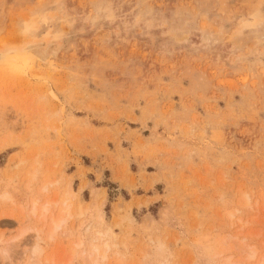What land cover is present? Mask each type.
I'll return each mask as SVG.
<instances>
[{"label": "rangeland", "instance_id": "1", "mask_svg": "<svg viewBox=\"0 0 264 264\" xmlns=\"http://www.w3.org/2000/svg\"><path fill=\"white\" fill-rule=\"evenodd\" d=\"M27 46L0 65V264L264 262V0H0V50Z\"/></svg>", "mask_w": 264, "mask_h": 264}, {"label": "bare ground", "instance_id": "2", "mask_svg": "<svg viewBox=\"0 0 264 264\" xmlns=\"http://www.w3.org/2000/svg\"><path fill=\"white\" fill-rule=\"evenodd\" d=\"M33 50H35L34 53H32ZM45 52L46 51H44V50L43 51H39V50L34 49V47H30L29 48L28 46L25 49H23V50H15V49H13V50L12 49L11 50H6V51H1L0 50V65H4V64H7V63L8 64L13 63V61H15L18 58L24 59L29 64H30V61L35 62V63H40V62L45 61V59L43 58V55L45 54ZM67 193H68V191H67ZM68 195H70V193ZM2 198H7V197L2 196ZM34 205H35V202H33L32 207H31V215L32 216H34L36 214V211L39 212V210H40V209L37 210V208H35ZM48 205H49L48 202L46 204H42V206H41V213H40V217L41 218H43L45 216L44 215V212H46L45 214L47 216L48 212L50 211L51 208ZM62 211L64 212V214H63V212H61V214L57 218H54V219L51 220V224H50V234L51 235L54 234L55 231H57L58 229H60V228L62 229L63 226H64V223H65L66 218L68 216H70V214H68L69 213V209L67 207H64ZM100 215L102 216V214H100ZM16 220H17V218H16ZM80 244H78V245H80ZM102 246H103V244H102ZM105 247L107 248V245L106 244H104V246L102 247V249L105 248ZM93 250L94 251H97V246H94V249ZM38 251H39V249H36L34 251V253H33V258H35L36 260H39V257H41L40 256V252H38ZM97 253H99V252L97 251ZM251 253L249 254V256L247 258H251L252 259L254 257V254L253 253L251 254ZM254 253H256V252L254 251ZM102 254L101 255L98 254L100 257L97 259V261H94L93 264H98L99 263V261H98L99 259H100V262H101V260H104L105 259V257H106L105 254H103V255ZM88 255H90V254H88ZM260 257H258V259ZM59 258H58V260H59ZM54 259H57V258H54ZM63 259H66V258L63 257ZM262 259L263 258H261V260ZM248 260H250V259H248ZM261 260H259V264H262V263L264 264V262H261ZM227 262H228V260H227ZM234 262H235V260H234ZM238 262H239V260L236 263H234V264H240ZM70 263H71V261H69V259L68 260L67 259L66 260H59L56 263L53 262V259H52V261H50L49 264H70ZM225 264H228V263H225Z\"/></svg>", "mask_w": 264, "mask_h": 264}]
</instances>
